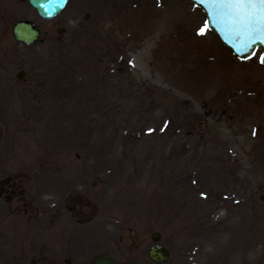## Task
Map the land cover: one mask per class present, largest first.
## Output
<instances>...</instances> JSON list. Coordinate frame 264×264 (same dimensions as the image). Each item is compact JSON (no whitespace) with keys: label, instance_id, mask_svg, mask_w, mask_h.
<instances>
[{"label":"rangeland","instance_id":"374dc122","mask_svg":"<svg viewBox=\"0 0 264 264\" xmlns=\"http://www.w3.org/2000/svg\"><path fill=\"white\" fill-rule=\"evenodd\" d=\"M21 10L46 42L23 49L31 92L0 98V179L25 191L0 199V264H152L154 232L165 264H264V149L238 153L264 144L260 51L240 61L198 35L186 0H72L48 22ZM77 239L83 255L49 257Z\"/></svg>","mask_w":264,"mask_h":264},{"label":"snow or ice","instance_id":"6c2138e0","mask_svg":"<svg viewBox=\"0 0 264 264\" xmlns=\"http://www.w3.org/2000/svg\"><path fill=\"white\" fill-rule=\"evenodd\" d=\"M207 12V20L198 30L206 36L215 29L237 54L252 52L255 46L264 45V0H195ZM264 65V54L258 57ZM255 135V132L253 133ZM206 198V197H205Z\"/></svg>","mask_w":264,"mask_h":264},{"label":"water","instance_id":"95a60500","mask_svg":"<svg viewBox=\"0 0 264 264\" xmlns=\"http://www.w3.org/2000/svg\"><path fill=\"white\" fill-rule=\"evenodd\" d=\"M66 1L67 0H31L32 4L38 9L40 15L45 18H53L56 15H58L63 10L66 4ZM190 1H192L195 5H198L201 8H203L202 5L197 4L195 0H190ZM204 11L206 12L205 9ZM32 26L33 24H27V23L18 24L15 28V35L18 37V39L25 40V42L27 43L35 42L39 33L38 31H33ZM213 30L218 34V36L222 39V41L228 47H230L234 51L235 54H237V52L231 46V44L227 43L224 37L219 32H217L215 29ZM257 46L259 45H256L255 48ZM260 46H262L264 49V45H260ZM252 54H253L252 52H249L246 54H237V55L241 59H246V58L251 57ZM152 237L156 241L160 238L158 234H154ZM149 256L153 261L157 263H162V262H166L169 259L170 254L165 248L160 247V246H155L149 252ZM93 264H121V263L113 258H107L105 256H96L94 258ZM128 264H140V263L130 262Z\"/></svg>","mask_w":264,"mask_h":264},{"label":"flooded vegetation","instance_id":"af4514ba","mask_svg":"<svg viewBox=\"0 0 264 264\" xmlns=\"http://www.w3.org/2000/svg\"><path fill=\"white\" fill-rule=\"evenodd\" d=\"M4 35L5 33L0 34V96L6 95V93L9 92L10 89L17 83V79L20 74L19 72L23 71L26 66V63L18 64L17 62L11 60L8 54L1 53L4 48ZM4 58H6V61H4ZM1 192L10 195L8 196V200H11L12 198H19L20 200H22V197H18L16 189H13L12 186H9L8 188L2 187ZM9 203L11 204L12 201H10ZM68 261L69 260H66V264H72ZM50 264L53 263L50 262Z\"/></svg>","mask_w":264,"mask_h":264},{"label":"bare ground","instance_id":"6f19581e","mask_svg":"<svg viewBox=\"0 0 264 264\" xmlns=\"http://www.w3.org/2000/svg\"><path fill=\"white\" fill-rule=\"evenodd\" d=\"M244 145L245 146L247 145L246 142L239 148L242 151L241 152H238V153H246L247 155H254V157H256V155L258 154V152H261L259 149H261V150L264 149V144H262V142H260L259 145H256L255 142H253V144L250 146V149L249 150H246L247 147H249V146L243 147ZM252 169H253V167L251 168V170Z\"/></svg>","mask_w":264,"mask_h":264}]
</instances>
